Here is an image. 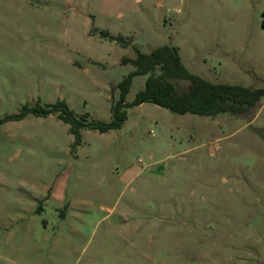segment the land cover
<instances>
[{"label":"rangeland","instance_id":"obj_1","mask_svg":"<svg viewBox=\"0 0 264 264\" xmlns=\"http://www.w3.org/2000/svg\"><path fill=\"white\" fill-rule=\"evenodd\" d=\"M165 43L264 86V0H0V264H264V96L252 117L122 105L78 138L56 112L7 118L64 99L110 121L123 57Z\"/></svg>","mask_w":264,"mask_h":264},{"label":"trees","instance_id":"obj_2","mask_svg":"<svg viewBox=\"0 0 264 264\" xmlns=\"http://www.w3.org/2000/svg\"><path fill=\"white\" fill-rule=\"evenodd\" d=\"M123 61L131 62L134 68L118 82L120 98L112 106L113 118L110 121L88 118L86 114L79 116L64 99H57L45 106L24 103L18 113L7 118H21L26 113L46 115L56 112L59 118L69 123L71 132L78 138L82 127L105 131L119 126L125 114L122 105L151 101L178 113L216 115L229 112L252 117L264 96V86L213 82L191 71L181 60L178 48L168 43L154 45L148 51L138 50L136 56H124ZM135 74H146L144 84L131 102H125L124 97ZM177 79L186 83L179 86Z\"/></svg>","mask_w":264,"mask_h":264}]
</instances>
